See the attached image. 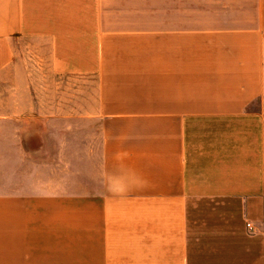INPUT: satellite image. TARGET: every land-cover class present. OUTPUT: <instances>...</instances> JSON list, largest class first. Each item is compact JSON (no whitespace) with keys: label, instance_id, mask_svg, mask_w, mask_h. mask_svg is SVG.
Returning a JSON list of instances; mask_svg holds the SVG:
<instances>
[{"label":"crops","instance_id":"obj_1","mask_svg":"<svg viewBox=\"0 0 264 264\" xmlns=\"http://www.w3.org/2000/svg\"><path fill=\"white\" fill-rule=\"evenodd\" d=\"M0 264H264V0H0Z\"/></svg>","mask_w":264,"mask_h":264},{"label":"rangeland","instance_id":"obj_2","mask_svg":"<svg viewBox=\"0 0 264 264\" xmlns=\"http://www.w3.org/2000/svg\"><path fill=\"white\" fill-rule=\"evenodd\" d=\"M30 44L32 45V43ZM66 78L67 77L65 76L63 77V76L56 75L55 73H53L48 65L47 59L43 58V64L41 65L38 64L33 69L32 80L30 81V89L33 93H37L40 91L60 88V84H65V82L62 83V81L66 80ZM42 95H43V99L45 100L49 101L50 99H53L46 94H42ZM34 96H36L34 100L37 101L38 100L37 94H34ZM76 139H78V137L74 139L72 135L68 137L67 139L68 145L64 147L63 154H62L65 159H69L71 157L72 154L69 153L68 150L71 149L72 144H74V140ZM94 144L95 145L98 144V138H95Z\"/></svg>","mask_w":264,"mask_h":264},{"label":"built area","instance_id":"obj_3","mask_svg":"<svg viewBox=\"0 0 264 264\" xmlns=\"http://www.w3.org/2000/svg\"><path fill=\"white\" fill-rule=\"evenodd\" d=\"M247 225L251 227V223L250 222H248Z\"/></svg>","mask_w":264,"mask_h":264}]
</instances>
